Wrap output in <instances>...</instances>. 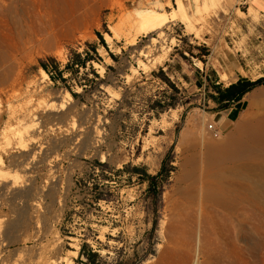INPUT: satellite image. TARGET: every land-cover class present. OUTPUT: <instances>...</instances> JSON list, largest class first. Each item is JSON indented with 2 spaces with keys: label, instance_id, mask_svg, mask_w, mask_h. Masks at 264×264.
Returning <instances> with one entry per match:
<instances>
[{
  "label": "rangeland",
  "instance_id": "obj_1",
  "mask_svg": "<svg viewBox=\"0 0 264 264\" xmlns=\"http://www.w3.org/2000/svg\"><path fill=\"white\" fill-rule=\"evenodd\" d=\"M146 1L0 0V100L5 107L6 94H12L17 111L6 149L0 136V159L6 180L21 186L16 198L0 190V264H65L64 258L80 264L79 256L86 255L90 264H264V192L254 203L243 193L234 209L199 201L190 206V187L181 179L185 161L202 150L205 139L221 140L247 111L225 130L214 123L211 114L222 106L213 101L212 86L226 88L211 65L216 53L227 55L236 81L264 78V0H215L191 33L171 17L176 0ZM181 2L191 15L194 0ZM150 6L169 16L163 38L136 32L137 13ZM45 37L47 42H39ZM151 38L163 41L167 56L150 53ZM200 46L207 49L203 62L188 54L189 47ZM86 53L85 67L64 71L74 54ZM47 59L64 71V82L41 69L39 61ZM176 61L187 75L169 72L167 65ZM201 69L212 82L194 83ZM160 71L170 84L158 77ZM257 89L262 95L253 105L256 116L264 112V85ZM46 105L56 110L42 113ZM36 109L45 130L38 134L31 120ZM97 121L102 134L92 148ZM209 123L215 131L207 129ZM21 136H27L25 143ZM22 142L32 153L17 148ZM166 160L172 171L164 180ZM151 183L162 185L158 196L149 190ZM47 187H54L55 201L48 189L37 196ZM252 222L263 225L254 231ZM170 237L184 238L175 254L168 249Z\"/></svg>",
  "mask_w": 264,
  "mask_h": 264
},
{
  "label": "bare ground",
  "instance_id": "obj_2",
  "mask_svg": "<svg viewBox=\"0 0 264 264\" xmlns=\"http://www.w3.org/2000/svg\"><path fill=\"white\" fill-rule=\"evenodd\" d=\"M147 1H150V0H147ZM176 5H177V9L175 10V13L173 12L174 15L172 14L173 16H171V17H176V16L179 17L182 25H184L186 30L189 33H191L194 30V26L196 24H200L206 18L204 16V12H206V10L209 8V6L215 7L216 3L214 0V1H211L209 3V5L207 3L200 5L199 3H196V0H194V2H192L191 6H190V9L192 12L191 15L187 14L185 6L182 4L181 0H176ZM119 7L120 6H118V8ZM209 10H210V8H209ZM165 14H167V13H165ZM165 14L159 12L158 8L156 6H150V7L143 9V10H140L137 13L136 18H135L137 21V25H138L137 26L138 30L136 27L137 34H140L138 32H141V35H142V32L144 33V35L149 34V33H156L158 35V38H160V37L163 38L164 37L163 31H162L163 27L169 24V18H168L169 16L167 17ZM173 19L175 21V18H173ZM130 25H131V22H130ZM130 25H129V27H130ZM131 26H133V25H131ZM167 28H168V26H167ZM128 32H129V30H128ZM197 32H198V30H197ZM133 35L135 36V34H133ZM197 35H195V36H197ZM135 37H137V35ZM135 37H134V39H135ZM198 37H199V35H198ZM132 38H130V39L132 40ZM157 39L151 38L149 40V50L151 49L150 53L158 50V51L163 52V56H167V54L169 53V48H164L165 45H163L164 47L162 46L163 41H159ZM164 40H165V38H164ZM40 41L41 42H47V37L40 39L39 42ZM132 44H133V41H132ZM141 50H143V49H141ZM147 53L148 52H145L143 54L141 53V54L146 55ZM150 53H148V55ZM148 55H146V56H148ZM147 58H149V57H147ZM226 58H227V55L224 52H221V53L217 52L211 61V65L218 72V74L220 76V80L223 82V84L226 87H228L230 84H232L236 81L237 75L233 72V70H232L231 66L229 65ZM154 60H155L154 58H151L150 62L152 63ZM233 69H234V67H233ZM43 74H44V76H46L45 73H43ZM261 91H262V89H257V90H254L252 93H249L245 96V99L248 102L247 111H245L244 115H242L241 120L238 121L236 124H234L232 129L221 140L213 141L211 139H205V142H203L202 150H200V152H197L190 159H187L185 161L184 166L182 167L183 172L181 175V179L184 182H187L188 187H190V188H188L189 191L187 192V194H188L187 200H188V203L190 206L196 205L195 201H199L200 204H202L203 202L204 203H211V204H215V206L219 205L225 209H234L237 206L238 200L241 199V196L243 193L248 194L247 200L249 203H254L256 201V195L261 193V191L264 192V112L261 113L260 115H257V116H256V114L253 113V105L260 98L259 95H262V94H260ZM5 98H6V100H5L6 106L5 107L3 106L4 102H2L0 100V136H2L4 138L3 141L5 140V143L8 144L9 142H7V141H9L8 138H9L10 132H11L10 128L13 129V127H11L12 126L11 123H12L14 116H16V115H14L16 113H14L15 107L13 109V104H14L12 102L13 101V95L12 94H6ZM262 101H263V99H262ZM61 104L63 105L62 101H61ZM61 104H60V106H58V108H60V110H61ZM52 105H46V106H43L39 109L42 111V113H46V112L50 113V112H53L54 110H56V108ZM18 111H21V110H18ZM38 111H39L38 109L34 110L32 113V116H31V120L36 122L34 124V126H36L35 134H38L40 132L45 131V130H43L44 125H43V121H42V116ZM255 113H256V111H255ZM4 114H6V120H3ZM20 114H21V112H20ZM24 114L26 115V113H24ZM46 114H45V116L47 117ZM20 117H22V116H20ZM28 119H29V117H28ZM23 120H24V118H23ZM18 121H19V119H18ZM98 123H100V122L97 121V127L94 126V128L90 132V142H91L90 144H91V146L94 145L98 141V139L101 138L102 133L98 129V126H100L101 124L98 125ZM19 133H21V132H19ZM23 133H25V131ZM23 133H22V135H24ZM25 134H27V132ZM11 136H12V133H11ZM22 137H24V138H22ZM26 137L27 136H21L20 138H22V140H20V141H23V139H24V143H25V141H27V139L25 140ZM24 143L22 142L20 145L18 144L17 148H20L19 146H21L22 151H26L28 154L32 153L33 150H27L29 148L28 144H24ZM9 145L10 144H8L7 146L5 145L6 146L5 149L7 147H9ZM1 146H4V145H0V148H1ZM92 148H93V146H92ZM40 150H41V148H40ZM42 150H43V148H42ZM2 163L3 162L0 159V190H2V192H4L6 190V195H9L11 198H16V196H18V191L15 189H17L18 187H21V186H19L17 180H15L13 182H9L6 180L7 177L4 174V170H3L4 168H2L3 167ZM27 166H28V164H27ZM196 185H198V187H196ZM196 188H198V191H199V194L197 195V197H196V194L194 193L195 192L194 189H196ZM47 189L49 192L47 196L51 197L52 200L55 201V199L53 197L54 187L52 188V191H49L48 187L40 190L38 192L37 196L39 197V196L44 195V192H45L44 190L47 191ZM36 190H37V188H36ZM21 191H23V190H21ZM196 191H197V189H196ZM33 192H34V190H33ZM4 195L5 194H1V196H4ZM28 197H30V195ZM31 197H32V195H31ZM28 200H31V199L29 198ZM28 200H26V201L28 202ZM261 200L264 202V199H261ZM31 201L36 202V200H31ZM18 204L20 206V203H18ZM263 215H264V212H263ZM198 216L199 217L202 216V210L199 211ZM261 225H263V223H261V222H258V223L252 222L251 223V226H252V228H254V231H258L261 228ZM173 226L174 225H171V229L173 228ZM196 230H197L196 231V242H198V240H199L198 237H199L200 232H201L200 227L197 226ZM177 233L180 235V237L183 236L185 238V236H186V232L184 230H178L177 229ZM8 234H9V232H7V231L4 234V237L6 239L8 238ZM243 235H244L243 231L240 230L238 233V241L239 242L242 241ZM184 238L182 239V241L181 240L178 241L175 237L174 238L170 237L168 239V242H169L168 249L171 251L172 254L177 253V251L179 250V246L181 244L185 245V243L183 242ZM242 251H243V247L241 245H239L238 252L242 253ZM64 262H65V264H71V261L69 259L67 260L66 258H64ZM48 264H49V262H48ZM50 264H58V262L52 260V262ZM241 264H243L242 260H241Z\"/></svg>",
  "mask_w": 264,
  "mask_h": 264
},
{
  "label": "trees",
  "instance_id": "obj_3",
  "mask_svg": "<svg viewBox=\"0 0 264 264\" xmlns=\"http://www.w3.org/2000/svg\"><path fill=\"white\" fill-rule=\"evenodd\" d=\"M98 39L102 46H106L102 36L98 35ZM89 48L92 50L94 54H96L95 47L90 45ZM194 50L198 51V53H194ZM207 49L205 47H189L188 54L192 58H197L203 62L202 56L206 55ZM186 59L185 57H183ZM90 60V56L86 53V56L82 58L80 54H74L69 62L67 63L64 71H70L71 73H76V69L85 67L86 63ZM39 66L41 69L50 76V78L54 81L59 80L64 82L63 78L64 71L58 70V65L54 61V59L40 60ZM50 68L53 69V73L50 71ZM158 77L162 79L167 84H170L169 79L165 76V74L160 71L158 73ZM264 85V78H259L255 81H250L247 79H239L235 83L230 84L226 88H222L220 85H213L212 88L216 94V96H212V99L215 103L219 104L222 107H227L230 104L236 103L240 101L247 93L251 92L255 88ZM138 170V169H137ZM139 171V170H138ZM172 171V167H167V160L163 162L161 175L163 174L164 180L169 177L170 172ZM147 177V176H146ZM148 178V177H147ZM162 185H149V190H153V196H158L161 190ZM95 257V255H92Z\"/></svg>",
  "mask_w": 264,
  "mask_h": 264
},
{
  "label": "crops",
  "instance_id": "obj_4",
  "mask_svg": "<svg viewBox=\"0 0 264 264\" xmlns=\"http://www.w3.org/2000/svg\"><path fill=\"white\" fill-rule=\"evenodd\" d=\"M260 8L262 9V13H264V5L260 4ZM176 65H167V68L169 70V72L171 74H175V75H187L188 73L185 71V67L182 65V63L179 62H175ZM178 66V70H176ZM180 69V70H179ZM197 70H199V68L197 67ZM201 74L198 75L199 77L195 78L194 83L197 82H203V80L208 79L210 82L211 81V77L210 75L207 74V72H203V69H201ZM215 85L217 83H214ZM217 106H219V104H217ZM248 106V102L245 99V96L238 102L233 103L228 105L227 107H221L218 108V110H216L215 112H213L212 115V119L214 121L215 124L218 125V127L220 128V130H225L232 122H234L235 120H237L240 116V113L247 108ZM216 107V105H215ZM236 115V117L234 119H232L233 115Z\"/></svg>",
  "mask_w": 264,
  "mask_h": 264
},
{
  "label": "built area",
  "instance_id": "obj_5",
  "mask_svg": "<svg viewBox=\"0 0 264 264\" xmlns=\"http://www.w3.org/2000/svg\"><path fill=\"white\" fill-rule=\"evenodd\" d=\"M207 129L209 130V131H215V124L214 123H209L208 125H207Z\"/></svg>",
  "mask_w": 264,
  "mask_h": 264
},
{
  "label": "water",
  "instance_id": "obj_6",
  "mask_svg": "<svg viewBox=\"0 0 264 264\" xmlns=\"http://www.w3.org/2000/svg\"><path fill=\"white\" fill-rule=\"evenodd\" d=\"M79 259L81 261L80 264H88L87 259H85L84 257L79 256Z\"/></svg>",
  "mask_w": 264,
  "mask_h": 264
},
{
  "label": "flooded vegetation",
  "instance_id": "obj_7",
  "mask_svg": "<svg viewBox=\"0 0 264 264\" xmlns=\"http://www.w3.org/2000/svg\"><path fill=\"white\" fill-rule=\"evenodd\" d=\"M86 258H87L88 264H90V263H89L90 258H91L90 255H86Z\"/></svg>",
  "mask_w": 264,
  "mask_h": 264
}]
</instances>
